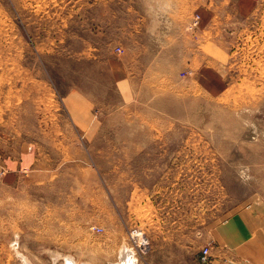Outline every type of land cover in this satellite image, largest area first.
<instances>
[{"label":"rangeland","instance_id":"374dc122","mask_svg":"<svg viewBox=\"0 0 264 264\" xmlns=\"http://www.w3.org/2000/svg\"><path fill=\"white\" fill-rule=\"evenodd\" d=\"M262 224L264 0H0V264H264Z\"/></svg>","mask_w":264,"mask_h":264},{"label":"clouds","instance_id":"9594fccd","mask_svg":"<svg viewBox=\"0 0 264 264\" xmlns=\"http://www.w3.org/2000/svg\"><path fill=\"white\" fill-rule=\"evenodd\" d=\"M167 5L165 6L166 10ZM159 28V23L157 21H153V23L151 25H149L147 31L149 33V35H155L156 30ZM237 175L238 178L240 179V182L242 184H246L248 182L249 179H251V177L248 175V169L245 167H241L240 169H238L237 171Z\"/></svg>","mask_w":264,"mask_h":264},{"label":"built area","instance_id":"2783aa9c","mask_svg":"<svg viewBox=\"0 0 264 264\" xmlns=\"http://www.w3.org/2000/svg\"><path fill=\"white\" fill-rule=\"evenodd\" d=\"M196 22V15L193 16V19L191 20V24L193 25L194 23ZM135 228L136 227H133L131 229L128 230V234L130 233L131 235H133V231H135ZM141 233H140V237H141ZM131 239H137V237H133V236H130ZM140 241H138L139 243ZM207 250H208V246L207 245H203L200 250H199V253H198V259L200 261H205L206 260V254H207Z\"/></svg>","mask_w":264,"mask_h":264},{"label":"bare ground","instance_id":"6f19581e","mask_svg":"<svg viewBox=\"0 0 264 264\" xmlns=\"http://www.w3.org/2000/svg\"><path fill=\"white\" fill-rule=\"evenodd\" d=\"M135 231H138V233L140 234L141 233V230L140 229H136ZM135 231H133V233L135 232ZM130 236H132L131 234H130ZM141 239V238H140ZM140 241V240H139ZM135 244H138V243H135ZM207 252H208V250H207ZM129 255V254H128ZM127 255V257H126V259L124 260V261H122L121 260V263L120 264H132V258L130 257V256H128ZM131 255V254H130ZM206 257H207V254H206ZM134 259V258H133ZM69 263V262H68Z\"/></svg>","mask_w":264,"mask_h":264},{"label":"crops","instance_id":"0c3cea01","mask_svg":"<svg viewBox=\"0 0 264 264\" xmlns=\"http://www.w3.org/2000/svg\"><path fill=\"white\" fill-rule=\"evenodd\" d=\"M256 213H260V212H256ZM255 218H260L257 214H255ZM253 225H254V227L256 228V226H259V223H252ZM262 226H264V224H262ZM257 251V250H256ZM263 251V250H262ZM210 253V252H209ZM209 255V254H208ZM257 255V254H256ZM252 256H253V254H252Z\"/></svg>","mask_w":264,"mask_h":264}]
</instances>
